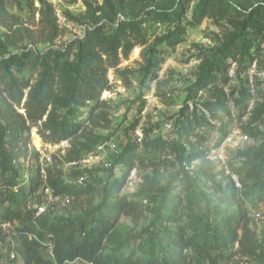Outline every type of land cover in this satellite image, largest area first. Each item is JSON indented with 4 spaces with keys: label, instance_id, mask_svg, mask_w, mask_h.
I'll return each instance as SVG.
<instances>
[{
    "label": "trees",
    "instance_id": "1",
    "mask_svg": "<svg viewBox=\"0 0 264 264\" xmlns=\"http://www.w3.org/2000/svg\"><path fill=\"white\" fill-rule=\"evenodd\" d=\"M149 3L156 6L151 13L159 22L182 21L190 11V18L167 36L165 41L169 44L182 40L185 25H198L206 17L232 25L231 31L214 57L204 62L197 82L189 88L185 104L176 116V138L145 137L142 145L137 139H128L111 161L112 167H119V173H110V178L99 186L88 181L85 187L77 188L62 179V170L57 175L49 174V182L58 193L81 196L98 189L101 198L76 218H45L40 221V229L27 225L26 231L37 234L38 238L23 239L19 245L22 264H76L77 259L95 264H220L233 256L229 249L236 242L240 246L237 252L254 263L264 264V228L260 234L253 230L249 215L251 206L264 204V131L249 130L251 124H264V93L259 92L263 101L255 103L250 125L244 127L245 132L250 131L249 135H260V142L238 149L226 164L218 165L207 157L210 146L205 142V134L197 132L198 127L204 126L206 130L210 125L205 112L213 118L223 116L230 95L234 96L236 91L239 116L250 112L253 96L249 78L229 95L222 86L230 80L228 69L232 62L238 63L240 74L241 68L258 57L262 49L264 0H150ZM41 13L42 19L50 21L47 11L43 9ZM130 16L115 23L96 22L83 37L69 42L64 49L13 54L9 48L16 44L17 38L1 29L10 26L5 4L0 0V173L18 174L12 161L28 151L33 126H38L40 135L49 143L70 142L63 162L80 160L108 141V136L93 135L86 125L93 121L94 112L106 104L102 94L111 89L109 70L120 64L122 56L128 57L138 43L141 28L135 16L127 13ZM27 69L32 75L37 74L32 84L25 76ZM201 90L205 92L203 100H197ZM209 99H215V103ZM143 107L144 103L139 112ZM21 108L25 109L24 113ZM84 109L88 115L81 119ZM140 146L153 157L141 155ZM171 158L178 165L175 185L168 182L160 186L146 180L149 186H143L135 196L140 200L121 194L136 166L157 167ZM233 174L239 177L241 188L236 186ZM204 179L216 189L200 191L199 202L193 197ZM39 184V178L33 177L29 192L35 191ZM179 187L189 193V204L172 194ZM26 197L27 191H23L20 197L13 198L16 210L0 205L3 218L21 217L20 206ZM144 199L157 202L148 226L141 233H130L116 241L105 252L120 220L139 216ZM146 232L150 237L144 243ZM50 244L54 258L47 254ZM185 248H191L193 254H185ZM139 251L142 256H138Z\"/></svg>",
    "mask_w": 264,
    "mask_h": 264
},
{
    "label": "rangeland",
    "instance_id": "2",
    "mask_svg": "<svg viewBox=\"0 0 264 264\" xmlns=\"http://www.w3.org/2000/svg\"><path fill=\"white\" fill-rule=\"evenodd\" d=\"M3 2L10 27H1V21L0 27L10 34H15L17 38L16 44L9 48L10 53L13 54L30 50L42 53L49 48L64 49L69 42L83 37L85 31L93 27L96 22L97 24L115 23L119 20L130 19L131 16L127 17V13L135 16L141 28L138 43L135 44L128 57L122 56L120 64L109 70L108 78L111 89L105 90L102 94V99L106 104L94 112L93 121H88L86 125L93 135L109 137L100 154L109 156L111 161L116 157V153L111 150L110 144L114 145L115 150H120L128 139H137L142 145L145 137L161 135L163 138H176V116L185 104V98L190 93L189 88L197 82L204 62L214 57L215 51L225 42V37L228 36L232 27L225 22L217 23L213 18L206 17L198 25H185L182 40L169 44L165 41L167 36L176 31L175 27L178 24L183 25L190 18V11L182 21L165 23L154 18L151 11L156 9V6L150 5V0H3ZM248 2H258V0H248ZM43 9L48 12L50 21L42 19L41 10ZM228 71L230 80L225 85H221L225 92L229 95L232 89L239 90L240 82H247L249 78L250 84L248 85L253 99L250 112L244 116H239L238 108L235 107V100L238 98L237 91L234 96L230 95L227 111H224L223 116H218L216 119L211 116V113L205 112L210 125L206 128L204 136L210 141L209 146L213 150L218 146L216 142L222 141L231 133L234 137L241 134L248 135L250 141L246 146L257 144L260 142V135L253 137L249 135V132L264 131L263 123L250 125L252 108L258 100L263 101L259 99L258 94L259 92L264 93V43L258 57L249 65L243 66L240 74H238L237 62H232ZM25 76L31 84L37 78V74L32 75L28 69ZM204 94L203 90L199 91L196 96L197 100L199 98L203 100ZM209 101L215 103V99H209ZM142 103L144 107L139 112ZM189 104L193 107V103ZM20 111L24 113L25 109L21 108ZM87 115L88 111L84 109L81 119H86ZM246 125L251 126L249 132L244 130ZM146 130L149 131L148 134L145 133ZM36 138L39 140L38 144L35 142ZM43 143L49 152L56 151L62 157L70 146L69 141L60 144L47 142L40 135L38 126H33L31 147L37 148ZM139 148L141 155L146 153L149 158L153 157L144 150L143 146ZM231 149H227L224 154L227 157L226 160L235 154V150ZM69 168L66 164L61 167L65 170L67 179L72 175L68 173ZM177 169L178 165L174 158H171L169 162L163 161L157 167L140 164L132 170L121 194L133 200H140L135 196L143 186H149L146 180L156 182L160 186H165L168 182L175 185ZM110 173L115 174L113 167L107 171L97 170L89 181L94 186H99L101 182L110 178ZM53 174L57 175L56 171ZM218 180L222 179L218 178ZM209 189L211 191L216 188L204 179L193 199H199L200 202L199 192ZM191 192H194V189ZM172 194L181 197L183 203H190L189 193L180 190V187ZM100 198L101 193L98 189L92 194L84 193L78 196V199L62 215L47 219L76 218L96 205ZM156 207L157 202L144 199L138 213L139 216L123 217L116 226L115 237L107 241L104 251H108L116 241L126 238L130 233L143 232L150 223L153 217L152 211ZM253 208L264 210V204ZM149 237L150 233H147L143 242L147 243ZM138 256H142L141 251L138 252Z\"/></svg>",
    "mask_w": 264,
    "mask_h": 264
},
{
    "label": "built area",
    "instance_id": "3",
    "mask_svg": "<svg viewBox=\"0 0 264 264\" xmlns=\"http://www.w3.org/2000/svg\"><path fill=\"white\" fill-rule=\"evenodd\" d=\"M221 124V123H220ZM218 124V125H220ZM199 135L205 134V127L197 128ZM234 137L231 133L226 136L216 148L210 147L207 151V157L212 161L220 164H226L224 154L227 149L235 150L244 148L249 144L248 135H237ZM214 140V136L212 138ZM209 145L210 141H205ZM106 143L97 146V150L88 154L84 158L73 162L61 161L62 156L58 152H49L45 144H41L37 148L29 145L28 151L19 159L12 161V165L18 168V174H12L9 171L0 173V205L10 207L16 210L13 204V198L20 197L23 191H27V197L23 200L20 208L22 216L13 219L3 218L2 209H0V264H22L23 257L19 250V245L23 243V239H37V234H32L26 231L27 225H33L40 229V221L48 217H57L70 207L78 196L68 193H58L53 185L50 184L48 176L50 173L62 170V179L70 185H75L77 188L85 187L91 179L92 174L96 170L107 171L112 169V164L109 156L100 154L104 150ZM111 150L117 152L113 144H110ZM34 151L36 153H34ZM66 164L69 168V174H72L67 179L62 165ZM115 173H118L119 167H113ZM229 173V171L227 170ZM37 176L40 184L33 192H29L30 182L33 177ZM237 187L241 188L242 184L237 175H232ZM13 201V202H12ZM250 225L253 230L259 234L264 228V210L250 207ZM239 243L236 242L229 251H233V256L220 264H258L254 263L251 258L241 255L238 251ZM185 254H193L191 248L184 249ZM47 254L54 258L53 245L47 247ZM76 264H95L94 262L77 259Z\"/></svg>",
    "mask_w": 264,
    "mask_h": 264
},
{
    "label": "bare ground",
    "instance_id": "4",
    "mask_svg": "<svg viewBox=\"0 0 264 264\" xmlns=\"http://www.w3.org/2000/svg\"><path fill=\"white\" fill-rule=\"evenodd\" d=\"M35 142L38 144V143H39V140L36 138V139H35Z\"/></svg>",
    "mask_w": 264,
    "mask_h": 264
}]
</instances>
